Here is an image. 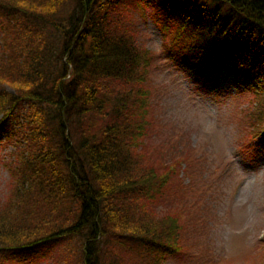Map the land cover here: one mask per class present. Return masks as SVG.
<instances>
[{
    "label": "trees",
    "instance_id": "16d2710c",
    "mask_svg": "<svg viewBox=\"0 0 264 264\" xmlns=\"http://www.w3.org/2000/svg\"><path fill=\"white\" fill-rule=\"evenodd\" d=\"M140 19L204 87L224 71L242 80L264 141V0H0V138L12 148L0 264H165L179 251L178 217L159 205L191 164L164 176L145 151L158 87Z\"/></svg>",
    "mask_w": 264,
    "mask_h": 264
},
{
    "label": "rangeland",
    "instance_id": "374dc122",
    "mask_svg": "<svg viewBox=\"0 0 264 264\" xmlns=\"http://www.w3.org/2000/svg\"><path fill=\"white\" fill-rule=\"evenodd\" d=\"M127 6L134 14L132 4ZM138 27L139 42L154 52L146 77L150 87H158L152 90L145 151L159 170L166 165L171 171L175 158L172 172L184 167L182 158L191 163L182 186L171 178L170 199L159 205L162 214L172 212L181 224L180 249L165 264H264V141L250 134L246 115L252 93L229 84L228 89L204 87L172 65L173 58H163L166 44L158 28L144 20ZM4 37L0 31V47ZM2 141L0 198L12 180L1 165L11 161L7 155L12 148H2ZM52 261L57 264L50 255L32 264Z\"/></svg>",
    "mask_w": 264,
    "mask_h": 264
},
{
    "label": "bare ground",
    "instance_id": "6f19581e",
    "mask_svg": "<svg viewBox=\"0 0 264 264\" xmlns=\"http://www.w3.org/2000/svg\"><path fill=\"white\" fill-rule=\"evenodd\" d=\"M242 3H245V2H242ZM242 3H240V4H242ZM243 6V5H242ZM246 7V6H245ZM45 14L43 15L46 19H48V21H49V23H51V19L52 18H54V16H53V14L52 15H50V14H46V13H49V12H44Z\"/></svg>",
    "mask_w": 264,
    "mask_h": 264
}]
</instances>
